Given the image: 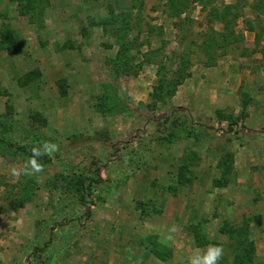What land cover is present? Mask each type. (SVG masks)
I'll list each match as a JSON object with an SVG mask.
<instances>
[{"label": "rangeland", "instance_id": "rangeland-1", "mask_svg": "<svg viewBox=\"0 0 264 264\" xmlns=\"http://www.w3.org/2000/svg\"><path fill=\"white\" fill-rule=\"evenodd\" d=\"M170 223L264 264V0H0V264H170Z\"/></svg>", "mask_w": 264, "mask_h": 264}, {"label": "clouds", "instance_id": "clouds-1", "mask_svg": "<svg viewBox=\"0 0 264 264\" xmlns=\"http://www.w3.org/2000/svg\"><path fill=\"white\" fill-rule=\"evenodd\" d=\"M59 151V145L51 141H44L38 147L31 149L32 155L23 167L17 168L12 167L10 169L11 175L15 178L21 176L24 177H35L37 180L40 179L38 174L43 173L44 166L38 161V157L48 156L52 157ZM176 232V226L173 225L167 234L164 236L165 242L172 240ZM225 250L222 245H209L206 250L202 253L197 252L190 255L187 259V264H219L220 260L223 259Z\"/></svg>", "mask_w": 264, "mask_h": 264}, {"label": "crops", "instance_id": "crops-1", "mask_svg": "<svg viewBox=\"0 0 264 264\" xmlns=\"http://www.w3.org/2000/svg\"><path fill=\"white\" fill-rule=\"evenodd\" d=\"M172 224L171 223L167 224V225L162 224V226H163L162 228L164 230L169 231V229L172 227ZM172 236H173L172 240H170L168 243L164 242L162 240L157 241L158 251H160V252H165L166 250L171 251V257L169 258L170 264H172V260L175 259L174 258L175 252L178 251V253L180 252L182 254V255H180V257L183 258V261H181V264H187V259L191 255V253L189 254V251H190L189 241H188L189 239L188 238L187 239H185V238L178 239V237H176V238L174 237V234H172ZM178 245H181L183 248H179ZM174 246H176V248ZM166 263L163 262V260H161V262L159 264H166Z\"/></svg>", "mask_w": 264, "mask_h": 264}, {"label": "trees", "instance_id": "trees-1", "mask_svg": "<svg viewBox=\"0 0 264 264\" xmlns=\"http://www.w3.org/2000/svg\"><path fill=\"white\" fill-rule=\"evenodd\" d=\"M175 13H181V10H175ZM90 188V186H89ZM84 197H81V200H83ZM252 259L248 256V253H245V256H241V257H237L236 259H234L233 264H252L251 263ZM254 264V263H253Z\"/></svg>", "mask_w": 264, "mask_h": 264}]
</instances>
